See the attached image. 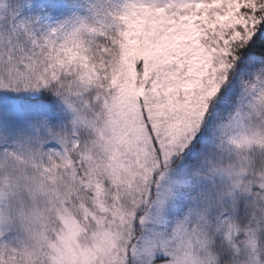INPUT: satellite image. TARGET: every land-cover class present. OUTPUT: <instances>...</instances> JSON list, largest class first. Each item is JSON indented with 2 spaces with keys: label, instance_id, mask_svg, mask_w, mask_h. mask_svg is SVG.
I'll return each mask as SVG.
<instances>
[{
  "label": "snow or ice",
  "instance_id": "snow-or-ice-1",
  "mask_svg": "<svg viewBox=\"0 0 264 264\" xmlns=\"http://www.w3.org/2000/svg\"><path fill=\"white\" fill-rule=\"evenodd\" d=\"M0 264H264V0H0Z\"/></svg>",
  "mask_w": 264,
  "mask_h": 264
}]
</instances>
